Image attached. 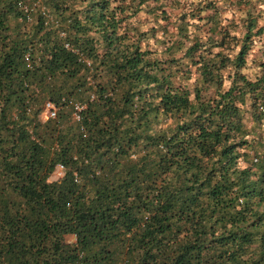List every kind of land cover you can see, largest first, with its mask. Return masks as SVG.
<instances>
[{
  "label": "trees",
  "instance_id": "obj_1",
  "mask_svg": "<svg viewBox=\"0 0 264 264\" xmlns=\"http://www.w3.org/2000/svg\"><path fill=\"white\" fill-rule=\"evenodd\" d=\"M263 126L264 0H0V264H264Z\"/></svg>",
  "mask_w": 264,
  "mask_h": 264
},
{
  "label": "rangeland",
  "instance_id": "obj_2",
  "mask_svg": "<svg viewBox=\"0 0 264 264\" xmlns=\"http://www.w3.org/2000/svg\"><path fill=\"white\" fill-rule=\"evenodd\" d=\"M233 15H234V12H229V13H227L226 15H225V17H227V18H232L233 17ZM153 43H154V40H152L151 41V45H153ZM261 47H259V46H255L254 48H253V52H252V54H251V56L249 57V64H248V66H247V68L245 69V73L246 74H248L251 78H255V76H256V71L258 70L257 69V67L256 66H254V64H253V60H256V61H259V60H261V56H262V53H259V49H260ZM42 119L44 120V121H46L47 119H48V113L47 112H45L43 115H42ZM248 125H249V127H251L252 126V121L251 120H248ZM257 130H258V132L259 133H262L263 135H264V126L263 127H261V128H257ZM59 177H57V176H53V178H51V180H57ZM68 239H70V240H72L73 239V237H68Z\"/></svg>",
  "mask_w": 264,
  "mask_h": 264
},
{
  "label": "built area",
  "instance_id": "obj_3",
  "mask_svg": "<svg viewBox=\"0 0 264 264\" xmlns=\"http://www.w3.org/2000/svg\"><path fill=\"white\" fill-rule=\"evenodd\" d=\"M84 107L82 106H78L76 109L77 111H82ZM46 111L48 113V117L49 118H55L56 117V114H57V109L54 107L53 104L51 103H47L46 104ZM76 119H79V115L76 114ZM64 171V167L63 166H58V169H57V172L55 173V176L57 177H61L62 176V173Z\"/></svg>",
  "mask_w": 264,
  "mask_h": 264
}]
</instances>
